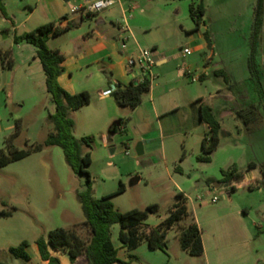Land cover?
Wrapping results in <instances>:
<instances>
[{
	"label": "rangeland",
	"instance_id": "1",
	"mask_svg": "<svg viewBox=\"0 0 264 264\" xmlns=\"http://www.w3.org/2000/svg\"><path fill=\"white\" fill-rule=\"evenodd\" d=\"M2 1L0 150L6 151V140L17 130L14 145L18 150L43 143L52 132L47 118L54 107L45 90L36 49L25 42L16 44L14 38L46 23L59 26L63 16H67L66 23L78 22L74 19L81 16L80 24L49 38L48 47L62 48L70 58L92 62L86 74L76 72L77 65L71 67L74 89L77 93L87 91L91 103L70 117L75 122V138L93 137L91 162L86 167L93 196L98 199L113 194L121 183L124 192L110 198L117 211L143 210L157 204L158 212L143 222L142 227L148 229L166 217L177 193L187 200V216L167 232L165 251H152L143 241L127 252L117 239L119 226L113 225L111 241L118 260L129 262L133 257L129 264H264V177L260 172L264 170V122L247 128L231 116L218 119L219 145L211 161L205 163L197 157L202 155L201 140L207 131L189 115V105L199 99L213 105L217 117V111L233 107L240 99L237 92L246 91L247 97H254L245 79L249 76L247 59L257 0H118L90 18L82 15V10L72 12L86 7V0ZM191 3H201L204 8L198 29L190 17ZM120 7L127 16L128 32L123 37L128 38L127 46L135 48L134 54L145 49L165 58V63L152 67L150 90L134 110L119 107L110 95L99 94L115 82L109 72L99 71L102 64L97 61L119 63L123 68L126 63L127 54L121 53L118 40L123 26ZM205 31L212 40L211 50L203 39ZM92 32L97 34L89 44L81 45L79 36ZM185 48L190 50L189 56L182 54ZM261 60L264 34L258 62ZM217 68L227 70L235 85L217 77ZM89 75L90 80L86 79ZM219 89L233 100L211 99ZM111 132L114 135L109 137ZM139 143L141 156L135 152ZM251 162L257 165L252 171L247 170ZM232 166L244 174L243 180L221 183L222 171ZM134 178L139 181L132 184ZM84 188L85 177L70 170L58 147L44 148L0 168V211L16 209L10 217L0 218V262L39 264L35 241L46 240L54 229L70 230L83 220L76 192ZM214 197L217 200L211 203ZM189 222H195L200 231L201 257H191L179 247L178 232ZM77 232L88 237L81 227ZM22 242L28 244L29 263L8 254Z\"/></svg>",
	"mask_w": 264,
	"mask_h": 264
},
{
	"label": "trees",
	"instance_id": "2",
	"mask_svg": "<svg viewBox=\"0 0 264 264\" xmlns=\"http://www.w3.org/2000/svg\"><path fill=\"white\" fill-rule=\"evenodd\" d=\"M5 8L0 0V13L4 15ZM190 17L195 23L196 29L201 24V18L204 15V8L201 3L189 5ZM93 14H86V18L93 17ZM67 16L60 18L59 24L66 21ZM80 17L78 22H68L64 26H56L53 23H46L39 26L31 32L23 33L15 37L14 42H25L35 47V57L39 60L41 69L45 77V90L49 95L54 112L48 115L47 122L52 126V132H49L43 143L18 150L14 141L18 136V130L6 140V151L0 150V168L7 166L12 162L19 161L28 157L34 152H40L44 148L58 147L61 149L66 165L74 174L85 177V188L76 192V199L80 205L83 220L78 224H73L70 230L54 229L48 232L46 240L37 239L35 246L42 262L46 264H60V261L50 255L49 249L61 252L67 255L69 261L74 264L76 260L82 258L85 264H129L134 258L130 257L129 262H121L117 258V250L111 241L110 229L113 225L119 226L117 239L127 252L134 251L141 242H146L148 248L152 251H165L166 234L187 216L186 197L177 193L174 196V202L167 210L164 220L154 228L145 231L143 222L159 210L157 204H151L145 209H132L126 212L117 211L110 201L114 195L124 192V186L120 183L115 193L95 198L93 196L92 182L86 170L89 166L90 148L93 137H82L77 139L73 135L75 127L74 120L70 114L91 103V96L87 91L77 94H70L59 84L58 78L63 73L62 64L64 57L57 50H50L47 46L49 38L56 37L69 31L82 22ZM262 34H264V0H257L254 11L252 33L250 39V52L247 59L248 81L251 84L254 97H248L246 103H238V107L233 109L234 117L244 126L249 128L257 123L264 122V60L258 62L261 53ZM203 39L206 47L212 49V40L208 31L203 33ZM217 77H222L225 84L234 86L230 82L229 76L224 70L215 71ZM151 82L144 79L138 84L129 83L126 87L115 85V90L111 97L121 108L134 110L141 103L145 93L150 90ZM240 93L237 92V95ZM249 94L247 93L246 96ZM198 105L199 123L205 124L207 132L201 140L202 155L197 157L198 162L208 163L211 161V154L219 145V133L221 130L220 122L213 112V109L203 104L201 100L194 102ZM20 124L16 123V129ZM255 163H249L247 170L255 169ZM180 172V169H176ZM264 177V170H260ZM223 184L239 182L243 180L244 174L232 166L222 171ZM231 187V191H233ZM16 209L9 212L0 211V218H8ZM84 229L88 237H81L77 229ZM179 247L191 257H201L203 255V243L200 231L195 222H189L182 227L177 235ZM28 244L22 242L15 248H10L8 254L23 263H28L30 257L26 251ZM0 264H5L1 263Z\"/></svg>",
	"mask_w": 264,
	"mask_h": 264
},
{
	"label": "crops",
	"instance_id": "3",
	"mask_svg": "<svg viewBox=\"0 0 264 264\" xmlns=\"http://www.w3.org/2000/svg\"><path fill=\"white\" fill-rule=\"evenodd\" d=\"M89 0H86L85 2H87ZM3 2V1H2ZM80 8V7H79ZM121 8V12L123 13V25L125 24L127 26V16L125 14V10ZM81 17V16H80ZM79 18V17H78ZM130 18V17H128ZM74 20H79V19H74ZM101 23V22H100ZM66 24L65 21H63L61 24H59V26H64ZM94 34H97L96 32H92L91 34H85V35H80L79 36V43L81 45H88L89 42H90V39L94 38ZM103 41H106V38L103 37L102 39ZM47 46H48V42H47ZM50 50H57L63 57H64V62L62 64V67H63V73L59 76L58 78V82L60 84V86L65 90L67 91L68 93L70 94H75L77 93V90L74 89V83H72V68L71 67H75V65H77V70L76 72H80V74H83L85 72L86 74V71L89 70V68H91V64L92 62H83V60H79V59H74V58H70L67 54V50H62V48H59V47H56L54 49H51L50 47H48ZM92 51V50H91ZM135 51V48L132 46V45H128L127 46V49L125 50V52H121L122 54H127V58L132 54L134 53ZM127 58H125V66L124 68L121 66V64L119 63H113V62H110L108 65H106L105 63H102L100 62L99 60L97 61V63H101L102 64V68L99 69V71L101 72H109L112 79L114 80L115 82V85H120L121 87H126L129 83H131L134 79L132 73H129L127 71ZM153 62H154V65L153 66H158V65H161L163 63H165V58H161L159 57L157 54L154 53V56H153ZM82 63V64H81ZM83 65V66H82ZM85 68V69H83ZM218 70H221V69H218L217 68V71ZM247 71V69H246ZM226 74L229 76L230 80L232 81L231 77H230V74L227 72V70L225 71ZM248 72V71H247ZM82 76V75H81ZM203 76H205V74H203ZM91 76L89 75L88 80H90ZM68 80V81H67ZM247 80V79H245ZM246 83V82H245ZM243 83V84H245ZM242 84V85H243ZM85 91V90H83ZM89 91V90H88ZM81 92V91H80ZM244 92V93H243ZM102 93V90H99V94ZM243 93V94H242ZM242 93L239 95L240 96V99L239 101L241 103H246V101L248 100V97L246 96V91H242ZM101 99H103L104 97L101 96L100 97ZM219 99V100H229L231 102V100H233L230 95H227V94H224L221 89L217 90V95L216 96H213L211 99ZM238 100L235 102V104H232L233 107L231 106L230 108H221L220 111H217V118L218 119H222L224 117H227V116H231V117H234L233 115V109H235L236 107H238V103H240ZM243 101V102H242ZM201 102L207 106H209L210 108L213 109V105L209 104L208 102L204 101V100H201ZM243 103V104H244ZM190 107V119L191 120H195L197 119V122L199 123V120H198V105L195 104V103H192L191 105H189ZM234 119H236L234 117ZM237 120V119H236ZM202 124V123H200ZM203 126H205L206 128V131H207V127L205 124H202ZM253 170V169H252ZM250 170V171H252ZM244 178V177H243ZM187 202V200H186ZM187 208V206H186ZM188 212V211H187ZM164 220V219H163ZM162 220V221H163ZM162 221H160L157 225H159ZM156 225V226H157ZM154 226V227H156ZM153 227V228H154ZM149 229L146 228L145 231L147 232ZM118 235V234H117ZM121 245V244H120ZM122 248V247H120ZM34 250L36 252V254L38 255L37 253V249H36V246L34 247ZM136 250V249H135ZM157 251V250H156ZM49 252H50V255L53 256V257H56L59 261H60V264H72L67 255L64 254V253H61V252H56V251H53L51 249H49ZM132 252V251H131ZM38 258H39V255H38ZM40 260V258H39ZM30 262V261H29ZM28 262V263H29ZM39 264H46L45 262H42L40 260V263ZM74 264H85V261L82 259V258H79L78 260H76V262Z\"/></svg>",
	"mask_w": 264,
	"mask_h": 264
},
{
	"label": "built area",
	"instance_id": "4",
	"mask_svg": "<svg viewBox=\"0 0 264 264\" xmlns=\"http://www.w3.org/2000/svg\"><path fill=\"white\" fill-rule=\"evenodd\" d=\"M118 3V0H92V1H87L86 2V7H80V8H73L72 12L82 10V15L86 16V14H96L102 11H105L109 7L115 5ZM131 17V16H129ZM121 32L118 38L120 40V51L125 52L127 49V40L128 38L123 35H126L128 32L127 26L124 24L120 28ZM183 55L189 56L191 54L190 50L188 48H185L182 52ZM153 56L154 53H151L148 50L145 49H139L137 54L132 53L128 58H127V71L129 73H132L134 79L133 83L138 84L144 79L149 80L152 82V74H151V69L154 65L153 62ZM198 80V78H197ZM115 90V86H110L107 90L102 91V95L104 96H109L111 93ZM216 198L211 199V203L216 202Z\"/></svg>",
	"mask_w": 264,
	"mask_h": 264
},
{
	"label": "water",
	"instance_id": "5",
	"mask_svg": "<svg viewBox=\"0 0 264 264\" xmlns=\"http://www.w3.org/2000/svg\"><path fill=\"white\" fill-rule=\"evenodd\" d=\"M61 1L64 2V3H67L69 0H61ZM4 37H6V36H4ZM116 125H117V127H119L120 126V123L117 122ZM112 135H114L113 132H111L108 136L111 137ZM135 152H136V155L137 156L143 155V147H142V144L141 143L137 144V146L135 148ZM138 181H139L138 178H134V179H132V184H135Z\"/></svg>",
	"mask_w": 264,
	"mask_h": 264
}]
</instances>
